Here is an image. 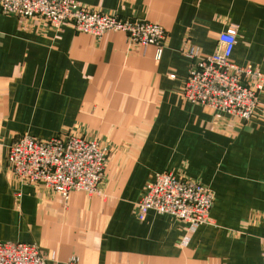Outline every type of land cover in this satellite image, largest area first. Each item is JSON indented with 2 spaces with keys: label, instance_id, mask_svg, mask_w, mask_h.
Here are the masks:
<instances>
[{
  "label": "crops",
  "instance_id": "0c3cea01",
  "mask_svg": "<svg viewBox=\"0 0 264 264\" xmlns=\"http://www.w3.org/2000/svg\"><path fill=\"white\" fill-rule=\"evenodd\" d=\"M163 27L160 49L0 13V242L37 245L47 264H264V88L248 121L184 97L192 51L235 28L232 62L264 75V0H77ZM21 135L82 136L108 150L96 194L26 184L9 151ZM214 194L211 223L137 204L158 173Z\"/></svg>",
  "mask_w": 264,
  "mask_h": 264
},
{
  "label": "built area",
  "instance_id": "2783aa9c",
  "mask_svg": "<svg viewBox=\"0 0 264 264\" xmlns=\"http://www.w3.org/2000/svg\"><path fill=\"white\" fill-rule=\"evenodd\" d=\"M0 13L42 18L57 29L71 25L95 36L107 31L122 32L140 45H156L160 49L167 37L165 29L156 24L90 10L77 0H0ZM219 43L214 54L190 53L194 62L184 85V97L191 103L248 121L256 113L264 75L252 66L232 62L237 44L235 28L221 33ZM8 159L24 183H42L68 199L74 191L90 195L98 192L108 150L96 139L82 136L45 140L21 135L11 146ZM213 204V191L205 184L178 178L171 172L158 173L138 202L137 215L140 220L151 210L171 215L186 224L189 240L201 226L211 223ZM0 264H47V258L35 244L1 241Z\"/></svg>",
  "mask_w": 264,
  "mask_h": 264
}]
</instances>
